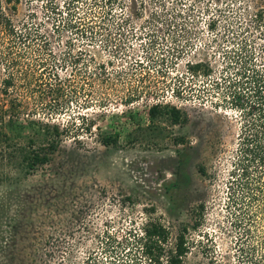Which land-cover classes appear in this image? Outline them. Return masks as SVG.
<instances>
[{
    "label": "rangeland",
    "instance_id": "rangeland-1",
    "mask_svg": "<svg viewBox=\"0 0 264 264\" xmlns=\"http://www.w3.org/2000/svg\"><path fill=\"white\" fill-rule=\"evenodd\" d=\"M1 1L16 26L32 20L49 34L45 78L54 58L80 57L53 68L60 101L41 87L33 102L47 103L45 119L65 105L53 120L81 126L84 115L91 131L79 127L78 137L64 138L45 164L28 170L15 149L45 139L28 127L23 136L7 129L0 264H155L138 241L149 220L169 232L165 255L186 228L184 264H210L212 255L235 264L222 204L242 121L231 93L245 80L236 72L240 60L249 75L264 76V0H118L103 20L105 8L75 0L78 30L66 24L70 0ZM23 48L33 59L39 47ZM189 60L206 63L208 74L192 78ZM155 103L162 107L152 118ZM170 106L183 113L180 123L171 121ZM114 129L117 145H103L101 136Z\"/></svg>",
    "mask_w": 264,
    "mask_h": 264
},
{
    "label": "trees",
    "instance_id": "trees-1",
    "mask_svg": "<svg viewBox=\"0 0 264 264\" xmlns=\"http://www.w3.org/2000/svg\"><path fill=\"white\" fill-rule=\"evenodd\" d=\"M11 1L13 0H6V3ZM74 1L70 0L67 3L66 15L70 17L66 24L78 30V25L81 23L71 18V12H74V3H72ZM116 2L118 0H93L91 3L107 10L104 9V17L100 18L103 20L110 14L111 6ZM180 12L182 11H179V14ZM125 21L126 19L120 23L117 22L116 30L120 31ZM208 26L214 28V21H210ZM90 30L89 32L92 33L93 28ZM49 38V34L42 31L32 20L23 21L20 27L16 26L0 0V158L5 155V145L11 141V135L7 129L16 131L17 136H23L22 133L26 127L34 129L36 135L45 139V144L35 146L33 140L28 139L15 149L21 165L28 170H34L37 166L45 164L64 138L78 137L79 127L91 131L89 124L84 127L86 124L84 115H78V119H82L81 126L75 124V118L74 121H68L70 124L66 125L53 120L61 113L65 105L55 107L53 110L48 108L50 110L46 111L48 117L45 119L41 116L44 113L40 110L45 109L47 103H41L42 107L39 109L37 105L39 103L33 102L35 101L33 93L41 87L48 88L52 100L60 101L63 90L60 87H54L51 81L60 82L62 79L58 70L53 68L56 63L60 66L67 63L76 65L80 58L73 56L68 58L65 55L61 59L54 58L55 61L50 66L52 68L49 67L53 72L50 71L48 78H45V71L49 64H47L48 58L46 57L48 55L43 52L46 50ZM105 41L108 42V39L106 38ZM34 45L39 48L36 50L37 54L33 55V59L31 52L25 48L20 49V47L30 48ZM242 64L240 60L236 72L245 80L240 81L239 79L237 82L241 86L231 93V100L236 102L234 106L240 112L242 121L225 182V197L222 204L225 212L226 232L233 235L231 257L235 264H264V76L261 73L249 75L245 65ZM97 66L99 74L102 72L107 75L103 63H98ZM186 69L192 78L206 75L209 70L203 61L192 60L187 61ZM37 84L40 86L38 87ZM131 101V97L125 99L127 103ZM31 103L34 105L31 106ZM161 107L160 103L152 104L148 109L150 117H155L161 111ZM168 114L174 124L181 122L183 113L177 107L170 106ZM119 137V131L114 129L101 136V143L106 146H115ZM198 172L204 177H209L204 166L200 165ZM198 208V210H203L204 203H200ZM186 230L184 228L177 235L173 248L169 249L166 255L164 246L169 232L164 225L151 220L147 221L138 241L142 252L155 264H161V258L164 256L167 264H184V257L190 253V242L185 236ZM214 253L212 250V254ZM228 255L227 253L226 259L230 257ZM209 263L225 264L223 259H218L213 255Z\"/></svg>",
    "mask_w": 264,
    "mask_h": 264
}]
</instances>
